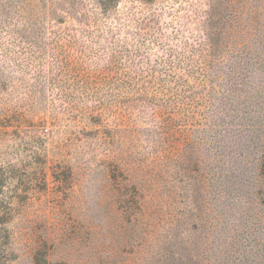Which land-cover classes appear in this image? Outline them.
<instances>
[{
  "label": "rangeland",
  "instance_id": "374dc122",
  "mask_svg": "<svg viewBox=\"0 0 264 264\" xmlns=\"http://www.w3.org/2000/svg\"><path fill=\"white\" fill-rule=\"evenodd\" d=\"M0 264H264V0H0Z\"/></svg>",
  "mask_w": 264,
  "mask_h": 264
}]
</instances>
